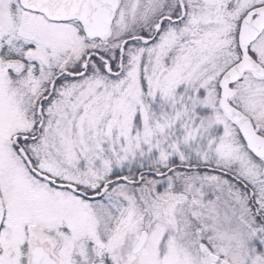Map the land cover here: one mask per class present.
<instances>
[{"label":"snow or ice","instance_id":"1","mask_svg":"<svg viewBox=\"0 0 264 264\" xmlns=\"http://www.w3.org/2000/svg\"><path fill=\"white\" fill-rule=\"evenodd\" d=\"M0 264H264V0H0Z\"/></svg>","mask_w":264,"mask_h":264}]
</instances>
